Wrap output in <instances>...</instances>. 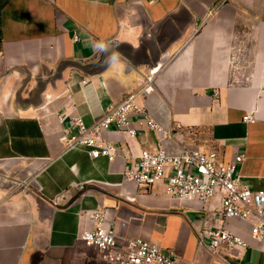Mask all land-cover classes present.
I'll list each match as a JSON object with an SVG mask.
<instances>
[{"label":"crops","instance_id":"0c3cea01","mask_svg":"<svg viewBox=\"0 0 264 264\" xmlns=\"http://www.w3.org/2000/svg\"><path fill=\"white\" fill-rule=\"evenodd\" d=\"M111 40L132 62L118 58L88 74L76 66L95 61L102 50L93 46ZM154 64L153 91L143 95ZM127 93L161 126L210 127L221 160L243 154L235 173L264 189V0H0V264H109L78 240L96 208L119 237L171 249L177 264H264L251 245L252 216L226 222L246 248L199 243L201 229L221 225L220 195L179 201L162 182L123 179L135 155L160 148L137 114L135 138L113 126L105 133L120 146L113 162L64 149L58 113L73 111L88 126ZM246 112L256 120L244 122ZM163 146L194 144L174 134Z\"/></svg>","mask_w":264,"mask_h":264},{"label":"built area","instance_id":"2783aa9c","mask_svg":"<svg viewBox=\"0 0 264 264\" xmlns=\"http://www.w3.org/2000/svg\"><path fill=\"white\" fill-rule=\"evenodd\" d=\"M152 91V78H145L140 93L147 95ZM133 114L140 116L141 122L156 133L160 148L157 151L141 150L135 155L134 161L125 166L123 179L143 187L162 182L165 193L179 201L198 199L206 202L220 195L221 225L201 229L199 243L207 240L211 250L246 248L251 243L230 230L226 222L229 219L247 221L252 216L248 229L253 241L251 245L264 252V189L249 188L235 173L237 164L245 158L243 154L228 162L221 160L223 146L213 138L210 127L183 126L177 122L161 126L137 104L134 93H127L120 102L106 105L103 116L88 126L73 111L58 113V120L63 123L58 140L65 150L83 148L91 158L105 157L113 162L119 155L120 146L107 139L105 133L113 126L125 140L135 138L137 128L131 125L130 119ZM242 120L251 123L256 117L253 112H246ZM174 134L185 135L194 147L179 146L169 152L163 141ZM87 215L91 226L78 235V240L85 246L95 247L100 260L109 264H177L171 249L141 237H119L115 229L106 224L101 209H92ZM188 264L198 262L192 260Z\"/></svg>","mask_w":264,"mask_h":264},{"label":"water","instance_id":"95a60500","mask_svg":"<svg viewBox=\"0 0 264 264\" xmlns=\"http://www.w3.org/2000/svg\"><path fill=\"white\" fill-rule=\"evenodd\" d=\"M147 28H149V26H145L144 25V31L147 36L149 35ZM148 32V33H147ZM107 50L104 51L102 50L99 53V56L97 55L95 61L92 62H87L85 64H83L82 66L78 63L76 64L77 67H79L81 69V71H83L84 73L88 74V73H98L100 71H102L107 65H109L110 63H112L114 60L118 59V58H123L126 59L127 61H129V57H127L124 53L119 52V43L117 42V40H111L109 41L107 44ZM131 60V59H130ZM129 62H132L129 61ZM135 68H137L138 66L133 64ZM158 68V64H154L153 66L151 65L149 67V71L147 74H145V78H153L155 70ZM144 78V79H145Z\"/></svg>","mask_w":264,"mask_h":264},{"label":"clouds","instance_id":"9594fccd","mask_svg":"<svg viewBox=\"0 0 264 264\" xmlns=\"http://www.w3.org/2000/svg\"><path fill=\"white\" fill-rule=\"evenodd\" d=\"M104 50L106 51L107 50V46L105 43H96L94 46H93V50L94 51H97V50Z\"/></svg>","mask_w":264,"mask_h":264}]
</instances>
